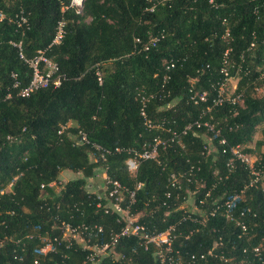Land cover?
I'll return each mask as SVG.
<instances>
[{"label": "trees", "instance_id": "1", "mask_svg": "<svg viewBox=\"0 0 264 264\" xmlns=\"http://www.w3.org/2000/svg\"><path fill=\"white\" fill-rule=\"evenodd\" d=\"M69 1L0 0L5 16L0 21V190L16 178L11 191L0 196V264H17L14 256L22 258V264H33L40 258L41 243L37 237L27 240L25 236L58 234L52 229L55 217L73 225L96 223L105 229L116 225L114 215L96 211V195L86 194L87 179L100 162L92 160L93 143L111 150L106 154L108 174L135 192L130 211L139 214L140 223L156 232L175 226L173 249L179 251L182 264H260L250 252L264 241L260 190L249 189L234 212L251 209L245 212L249 240L238 237V229L221 210L201 223V216L215 201L221 203L249 180L248 168L240 161L224 177L231 155L229 150L222 153L217 139L213 137V150L205 153V130L193 128L180 136L182 146L171 142L159 148L156 161H142L135 178L127 170L131 155L126 150L143 151L156 136L168 137L144 125L140 94H158L146 107L148 118L180 132L200 117L207 119L204 112L223 79L220 70L224 66L228 76L237 79L236 93L242 94L243 105L213 108L214 121L227 141L226 148L240 145L264 167L263 141L249 148L258 128L264 135V93L257 92L264 89V0H84L81 14L69 7ZM20 11L29 22L23 36L9 21ZM61 18L65 20L64 38L48 48L46 55L65 78L59 87L18 97L10 74L16 73L24 87L30 70L10 41L22 40L24 54L33 57L51 43ZM155 36L159 37L156 45L144 50ZM170 61L175 67L168 73ZM96 65L102 73L101 84ZM167 74L169 80L163 84ZM190 89L206 91L207 102L194 104ZM8 94L9 99L5 98ZM68 123L71 126L58 134ZM79 130L87 134L89 145L72 144L70 137ZM115 148L123 151L115 153ZM190 167L198 181L184 182L178 198L175 190L167 198L170 174L187 172ZM64 171L80 176L65 182L58 195L48 188L41 190L42 184L58 180ZM138 183L141 186L136 189ZM187 188L195 190L192 196L200 208L192 213L193 221L183 219L192 212L181 208ZM219 237L222 245L215 249L217 256H208ZM105 240L106 236H99V242ZM118 250L125 255L118 264H158L153 249L145 251L134 237L123 239ZM193 254L197 259L190 261ZM201 254L206 258L200 259ZM84 256L77 246L60 247L40 262L80 264ZM100 264L114 263L104 258Z\"/></svg>", "mask_w": 264, "mask_h": 264}, {"label": "built area", "instance_id": "2", "mask_svg": "<svg viewBox=\"0 0 264 264\" xmlns=\"http://www.w3.org/2000/svg\"><path fill=\"white\" fill-rule=\"evenodd\" d=\"M84 0H70L69 7L76 13L81 14L83 9ZM152 10V9H151ZM5 16L0 12V21L4 20ZM10 22L14 23L16 31L20 36H23L25 31L29 27V22L27 16L23 11L16 13L13 17L9 19ZM65 35V20L61 18L58 20L54 35L51 43L48 47L40 49L36 52L33 57H27L23 52L22 40L10 41V44L13 48L18 51L20 59L27 65L30 70V80L28 84L24 87L20 86L18 75L14 72H11L10 78L12 81V89L16 90V95L21 98H26L33 94L36 91L46 89L48 87H59L65 76L60 73L59 66L52 59L47 57L46 50L51 46H57L61 44ZM228 36V33L225 34ZM139 42V39L136 40ZM159 41V37L155 36L150 39L148 45H145L144 50H148L150 47L156 45ZM227 52L225 53V55ZM96 78L99 84L102 83V73L98 68L99 65H96ZM175 67V62L170 61L166 65V71L168 73ZM220 72L223 75L221 82L217 83L215 88V95L211 99V105L207 106L206 111L204 112L207 115V119L202 121L200 117L198 120L188 124L180 132L170 131L163 124L152 122L146 112V107L151 99H155L158 94L150 93L140 94V116L143 119L144 125L148 129H160L163 132L168 134L167 138L161 136H156L150 144L143 151H136L133 149H127V153L131 156L126 160V166L129 175L132 178L136 177L138 167L142 161L153 160L156 161L158 158V151L160 147H167L171 142H176L179 146H182L180 136L186 134L188 131L193 128L201 129L203 128L206 133V144L203 146V151L209 153L211 150L212 139L213 137L218 140V144L222 146V153H226L228 150L230 152V159L226 163V173L224 177L227 178L230 173L234 170V162L240 161L244 163L248 168L249 180L243 185L242 188L233 192L221 203L217 201L214 202L215 206L212 207L209 212L201 216L202 225L206 224L208 217H214L216 212L221 210L226 220L233 222L234 226L238 229V237L249 240L248 232L250 230V224L245 220V212L251 213L250 208H246V211L241 210L238 214H234L237 209V204L241 201L249 189H257L262 192L264 197V167L260 164L258 157L256 155L247 154L243 152V147L240 145L231 146L226 148L227 141L225 137L221 135L220 128H217V122L214 121L213 108L220 107L225 104L230 106H239L242 107V94L236 93V84L237 82L230 87L231 80L234 79L228 76L226 67H222ZM169 80V74L164 76L163 84ZM258 93H264V89H257ZM190 100L194 104L200 102H207L208 93L206 91H201L197 93L190 89ZM5 98L9 99L10 94ZM236 114V112L234 113ZM71 124L61 126L58 131V134H62L66 129H68ZM255 136V135H254ZM8 139H11L8 137ZM72 144L74 146L80 145H89V140L87 134L81 130L77 132L76 135L70 137ZM263 141L261 152L264 153V135H261ZM254 141V137H253ZM253 149V146H249ZM93 152L91 154L92 160L94 162H99V167L95 170L94 175L87 179L86 184V194L96 195L97 202L95 204L96 211H102L105 215H114L115 217V228L110 227L105 229L102 225L93 223H78L73 225L70 222L61 220L59 217H55L54 224L52 229L59 231L58 234L48 235L47 232L41 234H28L25 236V239H34L38 238L41 245L38 249V254L40 258L49 257L51 254L57 253L60 247L64 249H72L75 246L81 249L85 253L84 259L80 264H100L104 258H109L110 261L114 264L120 263L125 259V255L118 250V247L121 241L125 238H136L139 242L140 247L145 251L153 249V256L157 260L158 264H182V256L179 251L173 249V243L176 238V228L174 225H170L163 232L149 231L146 226L139 221V214L134 215L130 211V205L134 202L135 192L129 190L126 186L122 185L119 181L112 179L108 174V165L106 162V154H109L111 150H106L100 145L93 143L92 144ZM125 150V149H124ZM123 151L120 148H115L114 152L119 153ZM98 156V157H97ZM258 163V165H257ZM73 177L68 180H54L48 184H42L41 190H46V188L51 189L55 195H58L64 183L70 180H74L80 176V173H72ZM193 167L187 172H177L172 173L167 179V192L165 196L167 198L171 197V191H178L176 197H179V191L183 188V183H190L192 181L197 182L198 180L194 178ZM221 177H219V180ZM16 178L9 183V185L0 190V196L11 191L12 186ZM200 182V181H199ZM141 186L140 183L136 184V189ZM200 186L204 187L205 183L200 182ZM215 187V184H212V188ZM186 196L183 197L184 201L181 208H186L184 205L187 203V198L192 196L195 192L186 189ZM210 191H208L205 196H209ZM46 197V196H45ZM45 197H41L44 199ZM199 204L203 205V201L199 200ZM193 211L190 212L187 216H184L185 219L193 221L191 217L192 213L200 211V208L195 203V200L192 203ZM255 217V214L252 215ZM106 236V240L99 242V236ZM19 245V241H17ZM222 245V238L219 237L217 241L213 243L212 248L207 252L208 256H217L215 254V249ZM251 255L258 261L260 264H264L263 255H264V241L262 240L258 245H254L250 249ZM65 258V256H63ZM40 258L34 259L33 264H42ZM200 259H205L206 255H199ZM222 258V256H221ZM14 260H18L17 264H22L24 260L17 256L13 257ZM190 261H195L197 259L196 255L189 256ZM53 264H66L62 262H55ZM251 264V262L249 263Z\"/></svg>", "mask_w": 264, "mask_h": 264}, {"label": "rangeland", "instance_id": "3", "mask_svg": "<svg viewBox=\"0 0 264 264\" xmlns=\"http://www.w3.org/2000/svg\"><path fill=\"white\" fill-rule=\"evenodd\" d=\"M236 82H237V79H236V78L232 79V80H231L230 87H231L232 85H234ZM259 131H261L260 128H258L257 133H256L255 136H254V141H253V143L251 144V146H253L254 143H255L256 141H258V140L261 139V133H262V132L260 133ZM211 150H213V147H211ZM71 177H73V174L70 173V172H68V171L61 172V174H60V176H59V178H60L61 180H68V179L71 178ZM193 201H194V197H193V196H190V197L187 198V203H185V205H184V206L186 207V209H190V210L193 209V207H192V203H193ZM192 211H193V210H192Z\"/></svg>", "mask_w": 264, "mask_h": 264}]
</instances>
